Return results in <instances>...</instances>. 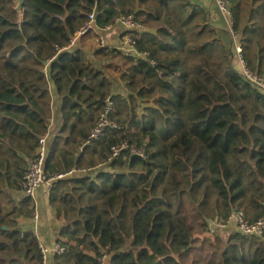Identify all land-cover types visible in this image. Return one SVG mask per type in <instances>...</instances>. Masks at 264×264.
I'll list each match as a JSON object with an SVG mask.
<instances>
[{
    "label": "trees",
    "instance_id": "trees-1",
    "mask_svg": "<svg viewBox=\"0 0 264 264\" xmlns=\"http://www.w3.org/2000/svg\"><path fill=\"white\" fill-rule=\"evenodd\" d=\"M208 2L25 0L18 13L0 0V264H43L39 238L24 227L35 205L21 192L46 136L49 204L66 248L48 264H101L103 255L108 264H264L263 238L209 231L235 211L248 223L264 217V91L243 77ZM229 3L242 58L264 75V0ZM93 13L89 46L88 35L72 44ZM128 14L144 29L115 25ZM110 25L148 56L103 46ZM107 99L121 128L91 142ZM122 143L146 158L110 160Z\"/></svg>",
    "mask_w": 264,
    "mask_h": 264
},
{
    "label": "built area",
    "instance_id": "built-area-1",
    "mask_svg": "<svg viewBox=\"0 0 264 264\" xmlns=\"http://www.w3.org/2000/svg\"><path fill=\"white\" fill-rule=\"evenodd\" d=\"M114 1L117 2L119 0ZM213 2L228 22L229 35L232 40L235 52L238 55L243 77L254 87L264 91V75H259L257 72L250 69L247 63L242 58V46L240 43V35L237 31L233 29V15L230 8L229 0H213ZM115 22V25L121 26L127 31H141L144 29V25L133 14L122 15ZM115 25H110V27L108 28V32L113 30L115 28ZM96 30L97 27L95 23V14L93 13L89 15V21L85 23L83 28L78 33H76L72 44L80 42L85 36H87V34H89L91 31ZM100 42L103 46H107L105 37L102 36ZM110 48H117L125 55L131 57L148 56L147 53L142 55L137 51L136 42L130 36L122 40L118 46H110ZM114 108V102L111 99H107L106 104L104 105L100 114V117L95 127L91 131L89 137V140L91 142L99 140L109 129L119 130L121 128L120 124L116 121H113L110 117V114L114 111ZM39 142L40 146L38 148L36 157L30 160L27 170L25 172L23 186V194L26 197H29L35 205V211L33 216V219L35 221H38L40 218V214L36 208L39 194L43 191L46 195H48L50 189L52 188L56 180V178L50 177L45 172V164L48 151V136L41 138ZM125 151H129L130 153L138 155L144 159L146 158V154L143 149L139 150L134 145H131L129 143H122L119 146H115L112 148L110 160L119 157ZM65 176L67 175H60L58 176V178H63ZM232 223L236 226V230L240 234L245 236H257L264 239V217L254 223H248L246 221L244 213L241 211H235L234 213H232V215L226 222L212 221L209 224V231L210 233H216L217 230H223ZM65 251L66 248L58 243L52 246H45L41 244V256L43 258V264H48V261L52 255H63ZM100 262L101 264H108V257L106 255H103L100 259Z\"/></svg>",
    "mask_w": 264,
    "mask_h": 264
},
{
    "label": "crops",
    "instance_id": "crops-1",
    "mask_svg": "<svg viewBox=\"0 0 264 264\" xmlns=\"http://www.w3.org/2000/svg\"><path fill=\"white\" fill-rule=\"evenodd\" d=\"M192 1L196 4H199L200 6H202L205 3V0H192ZM206 7L207 9H209V12L213 17V21H214L213 24L217 27V29H222L227 35H229L228 22H225L224 18L220 14L219 9L217 8L213 0H209V2L206 4ZM121 29L123 30V28ZM119 31L121 32L120 29H113L109 31L110 35L111 33L113 34L112 38H113V41L115 42V46L113 47L118 46L121 42V39L118 38V34H120ZM93 38L94 37L91 36V37H87L86 39H84L85 45L89 46L88 45L89 41L93 40ZM106 42L109 43L108 40ZM86 54L88 58L90 59V61L92 62L95 61L94 58H91L92 54L88 49L86 50ZM50 93L52 97L51 124L54 129H58L62 124L61 99L56 94V91L53 85L51 87ZM21 195H24L23 192H21ZM36 208L40 214L39 220L35 221L34 219H32L31 224L26 222L24 224V227L27 228L28 226V228H32L35 231L37 237L39 238V241L41 244L45 246H52L54 244H57V238H58L59 232L63 224L56 218V214L49 204L48 195H46L43 191L39 194ZM229 226H233L236 229V226L233 223ZM229 226L223 229V231L232 230V229H228ZM234 231H237V230H234ZM50 258L52 261L54 256H51Z\"/></svg>",
    "mask_w": 264,
    "mask_h": 264
},
{
    "label": "rangeland",
    "instance_id": "rangeland-1",
    "mask_svg": "<svg viewBox=\"0 0 264 264\" xmlns=\"http://www.w3.org/2000/svg\"><path fill=\"white\" fill-rule=\"evenodd\" d=\"M219 12H220V14L222 15V17L224 18L225 22H227L226 19H225V17H224V15L221 13V11H219ZM96 34H97L96 31H91L89 34H87V35H88L87 37H91V36L94 37ZM101 36L105 37V38H106V41L108 40L109 45H110L111 47L115 46V42L113 41V38H112V36H113L112 33H111V35H110V32H106V33L102 34ZM101 36H100V37H101ZM87 37H86V38H87ZM86 38H85V39H86ZM228 229H232V230H234L235 228H234L233 226H229ZM235 230H236V229H235ZM223 232H224V231L221 230V229H219V230L216 231V233H223ZM211 234H213V233H211Z\"/></svg>",
    "mask_w": 264,
    "mask_h": 264
},
{
    "label": "water",
    "instance_id": "water-1",
    "mask_svg": "<svg viewBox=\"0 0 264 264\" xmlns=\"http://www.w3.org/2000/svg\"><path fill=\"white\" fill-rule=\"evenodd\" d=\"M16 6H15V10L18 13H21L25 4V0H14Z\"/></svg>",
    "mask_w": 264,
    "mask_h": 264
}]
</instances>
